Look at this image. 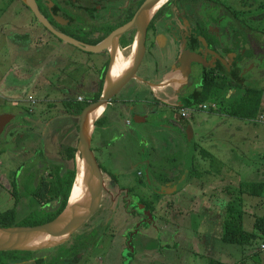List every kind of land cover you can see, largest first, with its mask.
<instances>
[{
  "label": "rangeland",
  "instance_id": "374dc122",
  "mask_svg": "<svg viewBox=\"0 0 264 264\" xmlns=\"http://www.w3.org/2000/svg\"><path fill=\"white\" fill-rule=\"evenodd\" d=\"M24 6L17 0H0V115H13L11 122L0 129V213L13 209L20 199L15 221L19 225L25 224L36 208L32 193L39 181L42 177L52 181L55 170L52 172L51 169L63 164L64 150L68 146H78V127L76 123H70L72 116L63 102L70 98L81 101L97 91L101 72L97 68L105 61L101 53L84 51L55 36ZM253 9V13L248 12L247 7L246 14L248 17L257 16V21L250 24L263 31L264 42V5ZM82 40L87 42L85 38ZM26 42L29 43L22 45ZM259 46L262 49H257L258 55L264 54V45ZM149 62L146 55L141 71ZM252 76L246 78L242 74L244 79L240 83L236 81L240 86L231 87L230 100L241 93L242 87L264 88V71L256 73L254 78ZM211 108L215 111L197 112L191 119L198 145L195 146L193 162L211 170L210 175L201 181L210 185L212 181L215 191L198 182L206 191L203 196L196 181L193 182L195 185H184L178 192L181 213L175 218L160 214L164 216L163 224L167 222L166 227L159 232L149 230L155 239L148 249H140L138 242L147 230L133 231L134 249L133 245L129 246L132 235L126 234L128 229L118 230V227L105 233L94 232L95 244L89 245L91 239L88 237L78 249L75 245L82 239L80 235L85 228L56 246L32 252L29 261L12 264H37L41 258L45 259V264H209L211 260L224 264H264L263 239L258 238L252 245L222 240V225L231 199L223 189L236 187L239 181H264V141L254 135L264 124L233 117L226 113L227 107L215 109L212 105ZM26 111L35 116L26 118L29 123L24 127L20 124L22 113ZM94 148V154L104 169L111 167L114 171H123L130 166L131 160L115 156L112 161L111 157L99 154L98 148ZM201 149L210 152V161L203 160L199 153ZM182 152L184 166L187 151L184 148ZM15 181L18 185L16 193ZM248 209L254 216V211ZM248 217H245L243 227L251 231V218ZM124 219L120 216L115 223ZM118 233L117 241L108 247L111 244L109 239ZM174 245L176 247L170 249ZM80 249L81 253L78 252ZM74 254L78 256L71 258ZM59 256L64 258L58 260Z\"/></svg>",
  "mask_w": 264,
  "mask_h": 264
},
{
  "label": "flooded vegetation",
  "instance_id": "af4514ba",
  "mask_svg": "<svg viewBox=\"0 0 264 264\" xmlns=\"http://www.w3.org/2000/svg\"><path fill=\"white\" fill-rule=\"evenodd\" d=\"M17 1L26 6L24 1ZM145 1L36 0L41 13L57 31L81 41L85 38L86 43L104 40L131 22ZM245 2L167 0L153 15L146 30L145 57L136 78L110 100L94 124L93 152L97 147L99 154L111 157L112 161L120 156L131 163L123 171L104 169L93 153L102 171L104 186L99 208L81 228H86L80 235L82 241L89 237V245H94V232L105 233L118 227V230L128 229V236L132 235L129 246L134 247V230L159 232L167 223L163 224L164 216L160 214L175 218L181 212L178 192L190 182V172L180 190L171 192L170 189L176 188L184 176L186 162L183 166L182 150L187 151L191 138L194 140L191 119L194 113L214 110L200 109L203 104H197L199 99L214 90L215 97L226 102L231 87L244 79L243 73L246 78L251 74L254 78L256 73L264 71V54L257 52L258 48L262 49L259 45H264L263 31L250 24L257 21V16H247ZM253 10L248 7V12ZM258 24L260 27V21ZM136 35V27L126 31L119 46V50L132 47L131 62ZM131 37L132 44L124 47ZM101 54L105 61L97 68L101 70L98 89L81 101L70 98L75 108L80 102L97 101L103 93L111 58L107 50ZM146 55L150 62L141 71ZM96 95H99L97 100ZM212 105L215 109L219 107ZM69 114L70 123H76L79 132L81 115ZM30 116L35 115L23 112L20 125L28 126L26 118ZM195 146H198L196 142ZM85 177L83 195L88 191ZM120 216L125 219L116 224ZM143 238L144 234L140 239ZM112 239H109L110 248L114 236ZM170 247L174 249L175 245Z\"/></svg>",
  "mask_w": 264,
  "mask_h": 264
},
{
  "label": "water",
  "instance_id": "95a60500",
  "mask_svg": "<svg viewBox=\"0 0 264 264\" xmlns=\"http://www.w3.org/2000/svg\"><path fill=\"white\" fill-rule=\"evenodd\" d=\"M22 1H24L26 6L31 9V11L38 18L39 22L55 36L64 42L70 43L87 52L99 54L107 50L110 53L111 61L109 73L107 74L108 77L101 97L97 101L90 102L89 105L84 108L80 116L77 146L78 152L76 155H78L77 162L79 158L83 162V171L86 176L85 179L88 183L89 192L87 200H84L83 204L74 210H68L69 204H67L65 210L57 218L41 225L15 226L8 228L0 227V252H34L56 246L60 243L56 242V239H58L57 237L62 236V234H67L68 238H70L75 232H78L96 213L102 200L104 178L96 157L93 155L94 152L91 147V127L93 126L94 128V124L96 122V120L93 122L92 119L98 113V111L102 109L105 111L110 100L116 96L129 81H131L134 77L136 78L135 74L145 57L146 30L148 24L153 15L156 13L155 8L161 2H166L167 0H146L131 22L120 27L109 37L102 40L98 44L86 43L57 31L47 20V18L41 13L36 0ZM134 27L137 28V35L133 44L135 49L134 62L131 64L125 74H122L123 76L114 84L111 82L110 74H112L114 69L121 38L126 31ZM12 119L13 116L11 114L1 115L0 129L4 128ZM194 149L195 141L191 138L189 148L187 149V162L185 165L183 179L176 188L170 189L171 192L180 190L187 181L195 152Z\"/></svg>",
  "mask_w": 264,
  "mask_h": 264
},
{
  "label": "trees",
  "instance_id": "16d2710c",
  "mask_svg": "<svg viewBox=\"0 0 264 264\" xmlns=\"http://www.w3.org/2000/svg\"><path fill=\"white\" fill-rule=\"evenodd\" d=\"M247 7L260 8L264 5V0H250L247 2L245 0ZM259 3V4H258ZM133 37L125 41L124 47L129 46L133 42ZM102 40L95 41L90 44H98ZM245 58V55H242ZM216 87V86H214ZM240 94H235L234 98L230 100L219 101L216 97V91L212 90V94L207 95L204 98H200L198 105L201 104H218L220 107H224V103L227 104L226 113L233 117L242 118L245 120L254 121L259 118L261 114L264 113V88L255 87H245ZM99 95L95 96L97 100ZM77 101V100H76ZM63 104L67 108V111L72 113L75 112L78 116L81 115L84 108L89 105V102H80V104L75 108L70 101H64ZM78 152L77 146H68L64 150L63 164L53 167L51 170L53 173V180L50 181L47 178H43L39 181L35 187L32 198L35 201L36 208L33 213L25 220L26 223L19 225L16 224V218L18 215V207L20 199L17 201V205L9 210L7 213H0V227L8 228L15 226H37L47 222H50L57 218L67 207L69 202V197L75 183L77 176V156ZM199 153L203 160L210 161V152L206 150H199ZM56 164V163H55ZM51 172V173H52ZM211 170L205 169V166L199 167L193 162L189 180L192 178H197L200 181H204L208 175H210ZM201 181V182H202ZM14 183V192H17V181ZM204 183V182H203ZM207 184V183H206ZM210 185V184H209ZM211 185L212 181H211ZM225 192L231 199L227 203V216L223 222L222 229V240L228 243H238L240 245H252L258 238L263 239L264 245V214L257 215L255 217V227L254 231H247L244 225V217L247 213V203L251 204L247 198H259L261 205L264 204V199L262 195L264 194V181H239L236 187L228 186L224 188ZM222 190V191H223ZM82 239H79V243L76 244V248L79 249ZM82 249L78 252L81 253ZM77 252V253H78ZM32 252L25 251H9L0 252V264H12L19 261H29L31 260ZM75 255V254H74ZM74 258L78 256L76 254ZM64 257H57L58 260ZM37 264H45V259L41 258L37 260ZM209 264H223L218 260H211Z\"/></svg>",
  "mask_w": 264,
  "mask_h": 264
},
{
  "label": "bare ground",
  "instance_id": "6f19581e",
  "mask_svg": "<svg viewBox=\"0 0 264 264\" xmlns=\"http://www.w3.org/2000/svg\"><path fill=\"white\" fill-rule=\"evenodd\" d=\"M164 2H161L155 8V10L157 11L164 4ZM131 49H132V47L119 50V54H117V59L115 61L114 69L112 71V74H110L112 83L115 84L123 76L122 74H125V70L128 67H130L131 64L134 62V57H133V60L131 62V57H132V50ZM102 111H103V109L98 111V113L92 119L93 122L95 120H97V118L101 115ZM91 128H92V131H93V126ZM84 176H85V174H84V171H83V162L79 158L78 159L77 176H76V180H75L72 192H71V196L69 198L68 210L77 209L79 206H81V204H83L84 200H87V198L89 196V192L88 191L85 192L84 195L82 194L83 193ZM57 238L58 239H56V242H63L64 240H66L68 238V235L67 234H62V236H59Z\"/></svg>",
  "mask_w": 264,
  "mask_h": 264
},
{
  "label": "crops",
  "instance_id": "0c3cea01",
  "mask_svg": "<svg viewBox=\"0 0 264 264\" xmlns=\"http://www.w3.org/2000/svg\"><path fill=\"white\" fill-rule=\"evenodd\" d=\"M36 26V25H35ZM35 26H33V27H35ZM22 44V43H21ZM25 44V43H24ZM23 45V44H22ZM23 48V47H22ZM208 104H210V103H208ZM4 114H12V113H4ZM4 114H2V115H4ZM1 116V115H0ZM13 116V115H12ZM261 116H264V113L263 114H261L260 116H259V118L258 119H256V120H254V121H250V120H248L249 122H251V123H262V124H264V122H261L260 121V118H261ZM242 131H243V133H244V129L242 128ZM254 135L258 138V139H260L261 141H264V127H262V128H259V130H256L255 132H254ZM191 180V179H190ZM189 180V181H190ZM196 181V183H197V186H199L198 185V182L200 183L201 181L199 180V179H197V178H192V180L190 181V182H188V184L189 185H191V183L192 184H194L193 182H195ZM186 183V182H185ZM202 183V184H201ZM200 184L205 188V186L207 187V188H209V189H211V190H213V191H215L214 189H213V187L211 186V185H209V184H206V183H203V182H201ZM204 184V185H203ZM195 185V184H194ZM195 187V186H194ZM199 189L198 190H200V192H201V194L203 195V196H205V194H206V191H204V190H202L201 188H200V186L198 187ZM199 193V192H198ZM215 194V192L213 193V195ZM262 197H263V199H264V194L262 195ZM248 199V201L250 202V203H254V206H252L251 207V204H249V205H247L248 207H250V209L251 210H253L254 211V216H252L253 215V213L251 212V211H249V209H248V207H247V213L245 214V217L247 216H249L248 218L250 219L251 218V220H250V227H252L253 229L251 230V231H254L255 230V227H253V224H255V217L257 216V215H263L264 214V204L263 205H261V203L259 202V200H255V201H253V200H251L252 198H247ZM255 208L257 209V210H255ZM256 211H258L259 213H257ZM181 213V212H180ZM177 216V215H176ZM245 217H244V221H245ZM176 228H178V227H176ZM176 228H172V229H174V230H176ZM171 229V230H172ZM150 231H152V232H155V231H153V230H150ZM149 231V229L144 233V238L143 239H140L139 240V247H140V249L142 248V249H148L149 247H150V245L152 244V240L153 239H155L153 236H152V232H150ZM127 232H128V230L126 231V234H127ZM129 233V232H128ZM119 234L120 233H118L117 235L116 234H113L112 236H114V242H116L117 241V239H118V236H119ZM113 242V243H114ZM175 247H176V245H175ZM134 249H135V247H134ZM137 249V248H136ZM169 250V249H168ZM170 252V251H169ZM171 253V252H170ZM223 263V262H222ZM224 264V263H223Z\"/></svg>",
  "mask_w": 264,
  "mask_h": 264
},
{
  "label": "built area",
  "instance_id": "2783aa9c",
  "mask_svg": "<svg viewBox=\"0 0 264 264\" xmlns=\"http://www.w3.org/2000/svg\"><path fill=\"white\" fill-rule=\"evenodd\" d=\"M210 107H211L210 104H203L199 108L202 109V110H207ZM263 119H264V117L261 116L260 121L263 122ZM262 249H264V245L262 246Z\"/></svg>",
  "mask_w": 264,
  "mask_h": 264
},
{
  "label": "clouds",
  "instance_id": "9594fccd",
  "mask_svg": "<svg viewBox=\"0 0 264 264\" xmlns=\"http://www.w3.org/2000/svg\"><path fill=\"white\" fill-rule=\"evenodd\" d=\"M263 246V245H262ZM262 248V247H261Z\"/></svg>",
  "mask_w": 264,
  "mask_h": 264
}]
</instances>
